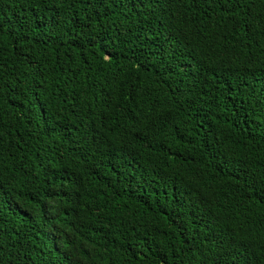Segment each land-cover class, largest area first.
<instances>
[{
  "label": "trees",
  "instance_id": "obj_1",
  "mask_svg": "<svg viewBox=\"0 0 264 264\" xmlns=\"http://www.w3.org/2000/svg\"><path fill=\"white\" fill-rule=\"evenodd\" d=\"M0 264H264V0H0Z\"/></svg>",
  "mask_w": 264,
  "mask_h": 264
}]
</instances>
